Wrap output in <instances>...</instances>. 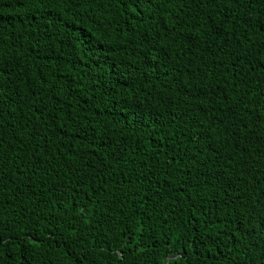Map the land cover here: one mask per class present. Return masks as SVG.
<instances>
[{
  "label": "trees",
  "instance_id": "obj_1",
  "mask_svg": "<svg viewBox=\"0 0 264 264\" xmlns=\"http://www.w3.org/2000/svg\"><path fill=\"white\" fill-rule=\"evenodd\" d=\"M0 264H264V0H0Z\"/></svg>",
  "mask_w": 264,
  "mask_h": 264
}]
</instances>
